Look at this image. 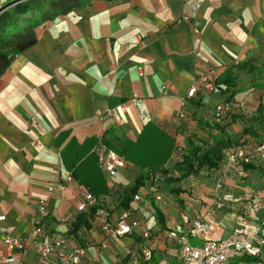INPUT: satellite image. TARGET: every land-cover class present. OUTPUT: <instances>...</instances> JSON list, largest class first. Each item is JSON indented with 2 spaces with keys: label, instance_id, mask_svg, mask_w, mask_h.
<instances>
[{
  "label": "crops",
  "instance_id": "crops-1",
  "mask_svg": "<svg viewBox=\"0 0 264 264\" xmlns=\"http://www.w3.org/2000/svg\"><path fill=\"white\" fill-rule=\"evenodd\" d=\"M184 15L188 20L178 23ZM38 36L37 43L20 53L0 77V213L6 214L10 233L28 236L40 218L37 201L47 197L48 214L41 218L44 228L49 235L65 237L70 246L85 247L88 260L126 262L131 250L146 244L153 252L146 263L181 264L174 226L187 224L198 214L206 217L209 229L191 241L230 236L237 223L236 205L208 211L215 179L226 173L221 167L214 171L205 166L180 184L182 203L161 185L156 191L149 181L140 187L142 198H133L129 210L151 233L148 239L114 237L101 228L113 225L125 210L111 194L102 198L91 227L82 225L77 234L69 232L77 216L89 214L91 207L77 209L81 183L65 178L70 171L61 150L72 138L82 142L87 136L100 137L111 126L115 132L106 137L121 146V138L136 139L147 121L166 127L184 145L189 135L211 143L220 127L240 134L246 120H233L228 114L217 120L215 107L227 94L202 89L200 77L211 68L216 77L230 66L257 69L260 76L251 78V90H260L258 104L264 102V0H91L42 23ZM239 63L244 66L238 67ZM194 85L198 92L188 97ZM237 86L240 91L231 102L235 108L231 112L249 117L258 104L249 115L236 109L247 94L245 86ZM112 96L122 100L111 106ZM179 111L183 117L176 115ZM239 121L245 123L241 129L235 128ZM60 132L66 136L59 144ZM249 138L245 134L239 140L242 145L232 146H243ZM179 159L175 154L170 163ZM141 171L126 163L112 176L103 173L118 191ZM238 191L224 184L225 195ZM153 204L165 215L164 230ZM250 219V226L264 220V202ZM24 259L26 264H59L54 255L41 256L33 249Z\"/></svg>",
  "mask_w": 264,
  "mask_h": 264
},
{
  "label": "trees",
  "instance_id": "trees-1",
  "mask_svg": "<svg viewBox=\"0 0 264 264\" xmlns=\"http://www.w3.org/2000/svg\"><path fill=\"white\" fill-rule=\"evenodd\" d=\"M10 0L5 1L0 7V77L6 72L13 60L27 48L37 43L38 28L45 21L54 19L60 14H67L71 10L82 7L91 0ZM244 65L239 63L238 67ZM264 68V63H263ZM234 67H228L223 73L215 77L216 88L222 93L227 94L225 102L231 103L235 95L240 91L234 77ZM122 100L121 97L112 96L110 98L111 106L117 105ZM196 100V103H199ZM233 120L245 119L248 123L243 127L240 134L229 133L224 127L219 128V132L212 135V142L199 138L196 135L186 137L185 145L181 147L177 137L160 124L147 121L136 139L130 137L121 138V146H116L107 139L106 133H114V127L107 128L102 136H87L82 142L76 138L70 139L61 150L62 161L71 175L79 183L88 186L97 197L98 202L91 206V212L86 214L81 212L77 218L70 224L69 232L77 234L82 225L91 227V219L96 211L101 207L100 202L105 195L111 194L118 200V205L125 210H129L130 202L134 195L138 193L140 187L147 181L151 183L152 176L158 175L161 185L165 190L176 195L178 202L182 203L179 197L181 190L180 184L189 178V176L198 175L199 171L205 166L210 170H219L225 161L224 149L239 142L240 138L249 134L258 138L259 144L264 143V134L259 133L254 123L264 128V102H260L255 112L246 117L239 112H230ZM217 119V118H216ZM219 120V118L217 119ZM66 136L64 132L57 135V143H61ZM61 140V141H60ZM258 144V145H259ZM107 146L114 149L121 155L126 163L134 167H139L142 171L134 178L133 182L116 191L114 187L108 184L107 178L100 167L98 152L101 146ZM181 148V149H180ZM181 159L170 163L174 155ZM257 162L250 161L243 163L245 169L258 172L264 177V161L256 158ZM245 176V175H244ZM219 175L215 179H218ZM224 188V186H223ZM222 195L225 198L226 207L229 206L239 211L242 203L252 197L258 196L251 189L241 188L238 192L225 195L222 189ZM260 197V196H258ZM261 198V197H260ZM233 205V206H232ZM156 218L162 230L166 229L165 215L160 207L153 204ZM233 208V209H234ZM134 235L136 239H148L141 234ZM196 243L195 241H192ZM146 245V244H145ZM147 246V245H146ZM151 255L147 262L153 257ZM232 263L248 262L255 263L261 261L264 264V256L243 255L235 257ZM146 263V262H145Z\"/></svg>",
  "mask_w": 264,
  "mask_h": 264
},
{
  "label": "built area",
  "instance_id": "built-area-1",
  "mask_svg": "<svg viewBox=\"0 0 264 264\" xmlns=\"http://www.w3.org/2000/svg\"><path fill=\"white\" fill-rule=\"evenodd\" d=\"M4 2L5 0L0 1V7ZM182 20H188V16H182L177 19V22L180 23ZM142 73L140 67L139 74ZM215 77L216 70L214 68L203 73L200 77L201 88L210 92L216 90ZM163 89L166 90V85H163ZM197 92L198 86H191L187 96L193 97ZM134 96L137 95L135 94ZM184 104H186L185 100ZM229 109L230 103H218L215 107V117L217 119L220 118ZM176 115L183 117L184 113L179 111ZM182 146L184 144H181ZM224 153L225 161L221 165L224 173L235 170L240 174H244L243 163L257 162V157L264 161V143L259 144L251 151L243 146H230L224 149ZM98 160L100 167L108 176L114 175L119 168L126 166L125 159L117 151L105 145L99 148ZM65 178L71 180L73 176L68 172L65 174ZM159 181L158 175L152 176L150 183L152 191L157 190ZM223 186L222 176H219L215 182L213 190L214 200L208 208L209 213H215L226 207L225 198L222 195ZM49 190L52 191L53 188L50 187ZM141 198L139 193L134 195V200H140ZM156 198L161 199L160 194H157ZM97 202V197L91 189L82 183L79 184V193L76 198L77 209L85 211ZM262 206L263 201L258 196L242 203L239 211H236L237 223L228 237L215 238L208 236L199 243L192 242L190 237L203 236L209 229V223L204 215L198 214L194 216L187 224H176L174 232L177 234L181 264H227L231 258L243 255L263 257L264 220L250 226V214L259 211ZM37 213L40 218L28 236L12 235L6 224V214L0 213V264H26L24 256L31 249L41 256L54 255L58 259L59 264H148L144 262L149 259L151 250L144 244H138L136 248L131 250L128 253L129 259L126 262H109L101 257L88 260V253L85 247L81 245L70 246L65 237L49 235L44 228L41 218L48 214L47 197L38 199ZM101 228L114 237L133 233H139L143 237H147L150 234L149 230L143 226L141 219L134 216L132 210H123L113 225L103 224ZM103 246L106 247V244L103 243ZM255 263L263 264L261 261Z\"/></svg>",
  "mask_w": 264,
  "mask_h": 264
},
{
  "label": "rangeland",
  "instance_id": "rangeland-1",
  "mask_svg": "<svg viewBox=\"0 0 264 264\" xmlns=\"http://www.w3.org/2000/svg\"><path fill=\"white\" fill-rule=\"evenodd\" d=\"M1 1V0H0ZM10 1V0H5ZM256 71V72H255ZM253 71L252 69H234V79L237 82L238 85L241 86H245V91H246V96L241 97L240 100H238V105L236 107V109H239L240 112H244L246 114H252L255 110V108L257 107L258 101H259V97L261 96V91L260 90H251V84L250 82H252L251 78L254 76L256 78H259L260 74L257 72V69ZM263 98V96H262ZM220 102H225L224 99ZM218 102V103H220ZM217 103V104H218ZM235 108L234 106L230 103V109L226 112H224L221 117L219 118V120L225 119L226 118V114L229 115V111L231 112V110L233 111ZM244 122L239 121L235 123V128L237 129H241L244 126ZM254 126L256 128V130L260 131L262 134L264 133V128H260V126L256 123H254ZM258 131V132H259ZM249 141L246 142L245 144H243V146L245 145V148L249 151H251L252 149H254V147L258 146L259 144V139L258 138H253L254 136L250 135ZM241 142V141H240ZM242 145V144H239ZM246 170V175L244 176L243 174H240L238 171L235 170H231L229 172L226 173V175L224 177H222V180L224 182L225 185H227L228 187L231 186L233 188H249L251 189L253 192H255L258 196H260L263 199L264 202V177L261 176L258 172H255L253 170ZM225 178V180H224ZM211 182L209 183V185L212 186L213 181L211 179H209ZM229 180V181H228ZM248 189V190H249ZM258 212V211H257ZM260 220H258L257 223H259ZM256 222L254 224H257ZM262 256H264V245L262 246ZM153 262H150V264H152ZM233 264H251L248 262H239V263H233ZM256 264V263H253Z\"/></svg>",
  "mask_w": 264,
  "mask_h": 264
}]
</instances>
